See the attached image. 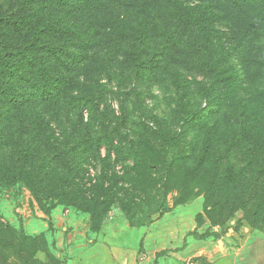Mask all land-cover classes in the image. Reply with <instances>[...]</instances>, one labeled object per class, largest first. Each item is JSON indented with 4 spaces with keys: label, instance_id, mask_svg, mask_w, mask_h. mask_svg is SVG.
Returning a JSON list of instances; mask_svg holds the SVG:
<instances>
[{
    "label": "trees",
    "instance_id": "16d2710c",
    "mask_svg": "<svg viewBox=\"0 0 264 264\" xmlns=\"http://www.w3.org/2000/svg\"><path fill=\"white\" fill-rule=\"evenodd\" d=\"M15 186L97 216L155 199L149 223L199 189L215 225H264V0H0V191Z\"/></svg>",
    "mask_w": 264,
    "mask_h": 264
},
{
    "label": "rangeland",
    "instance_id": "374dc122",
    "mask_svg": "<svg viewBox=\"0 0 264 264\" xmlns=\"http://www.w3.org/2000/svg\"><path fill=\"white\" fill-rule=\"evenodd\" d=\"M156 96L147 95L146 103L163 109ZM177 199L171 194L168 212L149 223L155 199H122L127 202L97 216L74 207L42 209L27 189L15 186L0 191V255L7 264H264V225L242 213L215 225L199 189L176 205ZM11 242L18 245L4 247Z\"/></svg>",
    "mask_w": 264,
    "mask_h": 264
}]
</instances>
